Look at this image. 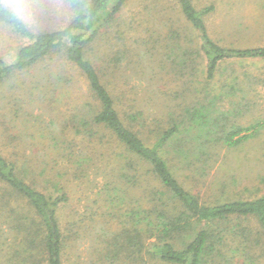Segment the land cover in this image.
Returning a JSON list of instances; mask_svg holds the SVG:
<instances>
[{
	"label": "trees",
	"instance_id": "obj_1",
	"mask_svg": "<svg viewBox=\"0 0 264 264\" xmlns=\"http://www.w3.org/2000/svg\"><path fill=\"white\" fill-rule=\"evenodd\" d=\"M66 1L74 18L53 30H33L0 10V22L17 39L27 38L15 49L13 60L0 58V85L14 84L17 75L49 59L72 64L87 83L85 98L72 116L75 132L90 141L114 145L110 157L115 166L107 172L101 190L111 218H96L93 227L92 218L90 227L97 234L90 230L91 240L99 242L89 249L95 256L71 264H256L264 255V193L251 199L202 202L180 181L173 163L174 159L182 164V173L184 164L204 170L217 154L212 148H235L247 139L243 133L251 128L235 124L243 110H223L218 105L219 96H233L240 89L236 80L224 83L220 91L206 90L205 101L187 104L178 115L171 114L160 129H152L156 140L151 145L141 136L148 128L145 112L138 104L121 107L108 87L107 71L99 70L89 56L101 30L119 24L128 0ZM175 1L205 40L198 48L193 46L196 42L185 48L178 45L184 52L182 65L194 76L200 69L196 59L203 56L202 51L208 56L202 68L208 82L216 78L223 61L264 58V46L233 48L213 41L204 15L214 6L200 11L192 0ZM187 55H194L192 62ZM66 80L73 78L69 75ZM240 91L244 102L246 93ZM55 140L59 138L55 136ZM58 155L67 158L75 170L84 171L92 160L83 149H63ZM29 160L19 161L0 149V264H65L68 249L76 245L71 241L72 226L66 231L61 224L68 194L59 181L45 178L38 182L45 164L37 172Z\"/></svg>",
	"mask_w": 264,
	"mask_h": 264
},
{
	"label": "rangeland",
	"instance_id": "obj_2",
	"mask_svg": "<svg viewBox=\"0 0 264 264\" xmlns=\"http://www.w3.org/2000/svg\"><path fill=\"white\" fill-rule=\"evenodd\" d=\"M192 1L200 11L214 6L204 19L210 37L217 44L233 48L264 46V0ZM28 2L31 7L24 9V15L33 30L63 28L74 18L66 0ZM118 21L120 25L113 24L108 30H101L89 56L99 70L107 71L108 87L120 106L138 104L145 112L148 128L143 129L141 136L152 145L156 140V132L152 129H160L171 114L178 115L187 104L205 101L207 91H220L224 83L234 78L240 89L233 96H219L218 105L223 110H243L236 117L235 124L251 128L243 133L247 139L235 148H212L217 154L212 156L210 165L204 170L184 164L185 173H182V164H176L173 159L174 171L202 202L239 197L251 199L262 195L264 58L223 61L216 78L208 82L204 77L205 69H202L203 65L206 67L208 56L203 51V56L196 59L201 63L197 76L182 65L184 52L178 45L185 48L196 42L193 46L198 48L205 40L192 27L175 0H128ZM173 30L176 33H172ZM24 42L27 38L17 39L0 22V58L13 60L15 49ZM193 58L194 55H187L189 62ZM58 73L66 77L59 79ZM69 75L73 81L66 80ZM38 80H41L40 85L36 84ZM15 81L14 84L0 85V149L19 161L30 157L29 163L37 172L44 163L46 169L37 176V181L41 183L42 179L50 178L64 186L69 199L60 213L61 224L66 231L72 226L75 234L71 241L76 242L68 249L65 264L75 260L83 262L88 256H95L89 247L99 242L91 240L90 230L97 234L92 228L95 219L105 221L104 217L111 218L112 211L102 199L101 190L107 172L115 166L110 157L114 145L97 139L90 141L75 132L72 116L80 100L85 98L87 83L72 64L49 59L20 73ZM240 90L246 93L244 102ZM242 104L246 106L244 109L239 107ZM55 136L59 140H55ZM70 148L83 149L92 156L84 171L75 170L67 158L58 155L60 150ZM251 225L254 226L255 222ZM256 252L259 255V251ZM257 259L256 264H264V255Z\"/></svg>",
	"mask_w": 264,
	"mask_h": 264
},
{
	"label": "clouds",
	"instance_id": "obj_3",
	"mask_svg": "<svg viewBox=\"0 0 264 264\" xmlns=\"http://www.w3.org/2000/svg\"><path fill=\"white\" fill-rule=\"evenodd\" d=\"M28 7H31L28 0H0V10L22 25L28 23V17L24 15V9Z\"/></svg>",
	"mask_w": 264,
	"mask_h": 264
}]
</instances>
